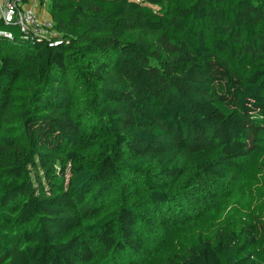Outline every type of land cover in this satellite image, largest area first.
Returning a JSON list of instances; mask_svg holds the SVG:
<instances>
[{
    "label": "trees",
    "instance_id": "16d2710c",
    "mask_svg": "<svg viewBox=\"0 0 264 264\" xmlns=\"http://www.w3.org/2000/svg\"><path fill=\"white\" fill-rule=\"evenodd\" d=\"M48 8L0 19V264H264V0Z\"/></svg>",
    "mask_w": 264,
    "mask_h": 264
},
{
    "label": "built area",
    "instance_id": "2783aa9c",
    "mask_svg": "<svg viewBox=\"0 0 264 264\" xmlns=\"http://www.w3.org/2000/svg\"><path fill=\"white\" fill-rule=\"evenodd\" d=\"M0 19L7 23H14L24 37L34 35L52 39L57 35L52 32L54 21L48 5L44 7L39 0H30L29 2L0 0ZM0 36L13 39V34L10 31L0 30Z\"/></svg>",
    "mask_w": 264,
    "mask_h": 264
},
{
    "label": "rangeland",
    "instance_id": "374dc122",
    "mask_svg": "<svg viewBox=\"0 0 264 264\" xmlns=\"http://www.w3.org/2000/svg\"><path fill=\"white\" fill-rule=\"evenodd\" d=\"M40 2H42V5L45 7V6H47L48 4H49V2H50V0H39ZM36 2H38V1H36ZM47 4V5H46ZM52 32L53 33H55V31H54V29H52ZM230 183V182H229ZM228 183V185H230L231 187L233 186V184L232 183H230L229 184Z\"/></svg>",
    "mask_w": 264,
    "mask_h": 264
}]
</instances>
